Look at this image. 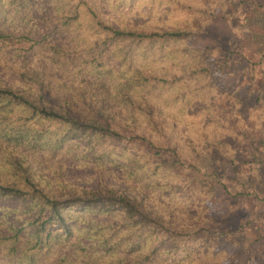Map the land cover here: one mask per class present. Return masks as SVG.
I'll return each mask as SVG.
<instances>
[{"label":"trees","instance_id":"1","mask_svg":"<svg viewBox=\"0 0 264 264\" xmlns=\"http://www.w3.org/2000/svg\"><path fill=\"white\" fill-rule=\"evenodd\" d=\"M215 17L255 57L230 38L194 48ZM238 66L257 86L264 0H0V264H222L218 227L176 195L221 179L262 201L264 86L236 102L213 82ZM197 102L193 163L178 127ZM85 167L96 185L68 179Z\"/></svg>","mask_w":264,"mask_h":264},{"label":"rangeland","instance_id":"2","mask_svg":"<svg viewBox=\"0 0 264 264\" xmlns=\"http://www.w3.org/2000/svg\"><path fill=\"white\" fill-rule=\"evenodd\" d=\"M238 24V20H237ZM242 27V21L239 23ZM228 22L224 18L215 17L212 18L206 32L200 34L190 41L194 48L203 49L206 46L212 45L214 42H220L226 45L227 38L238 40L245 55L254 56L256 51L261 48L260 44L256 41L251 40L249 36L244 38H236L229 28ZM253 30L256 28L252 25ZM263 71V70H262ZM226 75L214 76L213 82L215 87L219 90L228 92L230 97L232 96L234 101L242 102L248 96L250 98L256 97V92L264 86V71L263 75L257 78V86L255 85L249 90L248 77L246 74L241 73L240 66L228 67L225 70ZM201 103H195L191 109L187 111V117L185 118V127L179 126L178 130L188 131L191 134V140L187 141L182 138L185 143L184 149L187 151L184 154V161H192L193 163L200 160L198 153L201 151V146L198 143L200 135L199 129L203 130V124L207 123V120H202L200 115ZM189 115V116H188ZM198 133V134H197ZM173 136V135H172ZM174 137V136H173ZM260 144V159L263 163L260 165V173L257 179L254 176L250 179V184L257 191L264 196V138L259 140ZM196 147L195 151H192L193 147ZM263 153H262V152ZM184 167V166H183ZM181 175H187L188 177L194 178L196 171L191 170L189 167L181 168ZM68 179L76 184L82 186H94L96 185L97 178H94L93 171L90 168H70L67 170ZM219 183V184H217ZM228 187L229 182H224L221 179L216 181H210L204 185L203 193L200 194L197 185L196 188H192L193 195L196 198H189L185 193L180 192L176 195L179 206V210L190 211L191 214L199 215L203 222L211 221L218 227V240L214 247L217 257L222 261V264H264V200H257L252 202L246 198L231 197L228 196L225 191V185ZM183 184V183H182ZM184 185V184H183ZM200 198V199H198ZM16 201H11L9 205H14ZM200 213V214H199ZM183 217L187 216L183 214ZM225 225L228 229L234 231L239 230L241 233L233 234V238L228 240L222 235V231ZM248 238L245 242L242 241L243 235ZM237 235V236H236ZM249 242V243H248ZM241 243V244H240Z\"/></svg>","mask_w":264,"mask_h":264}]
</instances>
